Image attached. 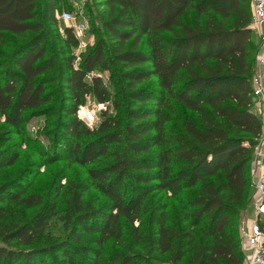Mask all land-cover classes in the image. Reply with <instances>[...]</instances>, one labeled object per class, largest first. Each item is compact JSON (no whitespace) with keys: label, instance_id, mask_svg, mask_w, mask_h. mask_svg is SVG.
Listing matches in <instances>:
<instances>
[{"label":"trees","instance_id":"obj_1","mask_svg":"<svg viewBox=\"0 0 264 264\" xmlns=\"http://www.w3.org/2000/svg\"><path fill=\"white\" fill-rule=\"evenodd\" d=\"M99 2L102 35L75 65L72 27L55 33L57 55L48 39L65 0H0V126L20 136L26 112L57 111L56 157L86 169L85 183L64 188L66 235L57 240L45 232L58 199L43 202L15 180L0 181V264H48L44 256L54 252L76 264L74 243L87 234H97L96 244L129 236L139 246L145 214L154 227L149 252L165 263L142 252L117 264H243L238 222L251 202L253 147L264 127L252 96L250 1ZM56 92L57 107L46 106ZM88 97L111 101L116 113L104 111L89 128L76 115ZM11 141L0 135V172L20 156L23 138ZM91 187L107 204L85 200ZM159 193L151 207L149 196ZM99 262L96 253L89 264Z\"/></svg>","mask_w":264,"mask_h":264},{"label":"rangeland","instance_id":"obj_2","mask_svg":"<svg viewBox=\"0 0 264 264\" xmlns=\"http://www.w3.org/2000/svg\"><path fill=\"white\" fill-rule=\"evenodd\" d=\"M105 12L106 9L99 0H65L64 6L60 7V10L56 13L57 23L48 25V39H53L50 46V51H53V55H57L56 49L58 48V44L55 40V33H61L63 26L85 23L86 36L83 45H78L71 49V54L74 56V64H78L81 57L85 55L90 48L95 45L99 37H101V26ZM252 32V39H255L254 41L259 39V46L262 39L261 33L259 29L254 27L252 28ZM255 44L257 45V43ZM254 64L255 70H257L256 60ZM262 73L264 75V68ZM100 75L104 82L109 85V73L102 72ZM252 88H254L253 83ZM58 91L61 90L58 88ZM59 93L60 92H56L52 102L46 106L56 108L60 100ZM104 111L111 114L116 113L111 101L98 103L92 97H88L85 104L78 107L76 115L83 124L89 128H94L102 120V113ZM26 114L27 120L21 128L20 136H16L14 130L9 126L4 124L0 126V135L3 136L4 139L10 138L12 140L8 145L17 143L23 138L20 146L19 158L13 165L1 170L0 181L15 180L19 183L20 189H23L26 195L29 193H38L42 196L43 202L53 197L58 199L55 216L48 220L45 232L48 237L57 240L58 238H64L66 235L64 222L61 218V215L64 213L62 203L65 197L64 188L71 181L78 184L85 183L86 169L67 159L56 157L55 152L58 153L59 149L56 146L54 148V143L52 141V130L55 127L52 123H54V120L58 116L57 111L44 114L42 110H39L36 112H26ZM185 193L186 195H193L194 191L193 189H188L185 190ZM85 200L91 202L92 206L95 208L102 207L107 204L108 201L106 197L99 194L92 187L86 191ZM148 200L149 205L153 207L163 200V193L153 196L150 195ZM170 207L175 210V203L171 202ZM251 209L250 202L239 218L238 224H240L243 219L251 217ZM36 210L37 209H30L27 211L18 210V212L23 216H31ZM137 224L138 222H135L136 226ZM139 228L141 234H143L145 238L144 242L139 246H134L129 236L125 237L122 243H115L113 240H108L103 244H96L93 239L97 234L84 235L81 243H74L75 247L79 250V253L75 256V263L89 264L94 254L98 253L100 259L99 264H117L118 260L125 255L142 252L151 257L154 261L165 263L166 257L158 255L157 253L151 254L149 252L150 236L154 231V227L150 224L149 214L143 216ZM40 242L48 243L49 241L42 240ZM12 245L15 244L13 243ZM87 247H89V251L86 250ZM19 248L24 247L19 245ZM47 255L44 256V259L47 260L48 264H67L59 252L49 253Z\"/></svg>","mask_w":264,"mask_h":264},{"label":"built area","instance_id":"obj_3","mask_svg":"<svg viewBox=\"0 0 264 264\" xmlns=\"http://www.w3.org/2000/svg\"><path fill=\"white\" fill-rule=\"evenodd\" d=\"M251 6V28L259 29L261 42L256 53L257 70L254 67L252 91L255 111L264 119V0H249ZM73 32L83 45L86 36L85 23L72 24ZM76 65V64H75ZM261 69V71H260ZM246 146L247 143H244ZM252 215L243 219L238 225L241 250L244 254L243 264H264V128L253 147L251 162Z\"/></svg>","mask_w":264,"mask_h":264},{"label":"crops","instance_id":"obj_4","mask_svg":"<svg viewBox=\"0 0 264 264\" xmlns=\"http://www.w3.org/2000/svg\"><path fill=\"white\" fill-rule=\"evenodd\" d=\"M254 40H255V39H253V41H254ZM258 40H259V39H256V41H254L255 43H257V49H258V47H259V46H258V42H259ZM263 124H264V119H263ZM263 128H264V127H263Z\"/></svg>","mask_w":264,"mask_h":264}]
</instances>
